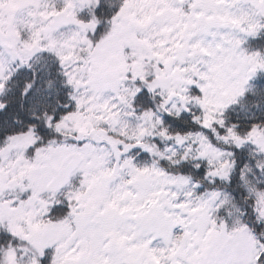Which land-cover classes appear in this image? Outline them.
<instances>
[{"label": "snow or ice", "instance_id": "1", "mask_svg": "<svg viewBox=\"0 0 264 264\" xmlns=\"http://www.w3.org/2000/svg\"><path fill=\"white\" fill-rule=\"evenodd\" d=\"M0 264H264V0H0Z\"/></svg>", "mask_w": 264, "mask_h": 264}]
</instances>
